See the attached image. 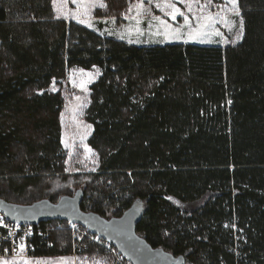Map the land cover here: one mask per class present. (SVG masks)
Here are the masks:
<instances>
[{"label":"trees","instance_id":"trees-1","mask_svg":"<svg viewBox=\"0 0 264 264\" xmlns=\"http://www.w3.org/2000/svg\"><path fill=\"white\" fill-rule=\"evenodd\" d=\"M106 1L116 17L133 0ZM52 2L0 0V198L82 189L81 209L105 218L141 200L136 232L152 247L185 264H264V0H237L243 37L226 47L127 44L55 18ZM95 67L85 120L96 166L69 176L60 86ZM33 229L32 258L72 255L69 223ZM82 247L76 257L114 264Z\"/></svg>","mask_w":264,"mask_h":264},{"label":"rangeland","instance_id":"rangeland-1","mask_svg":"<svg viewBox=\"0 0 264 264\" xmlns=\"http://www.w3.org/2000/svg\"><path fill=\"white\" fill-rule=\"evenodd\" d=\"M96 6L92 8L91 15L82 17L86 21V23H80L77 19L73 18L71 15L67 19L61 16L57 18L58 14L53 8V12L55 18L57 19H65L66 21L73 20L76 21L89 29L93 30L95 33L112 39H116L122 42H130L133 43L131 45L136 46H152V45H165V43H182V44H194L200 46H236L242 39H236L237 35L240 32V21L242 18V13L239 11V15H236L235 12L228 11L226 13V18L232 22L231 30L229 28L224 27L222 24H217L216 27L220 29L222 33H224V39L221 37L211 35L203 37L204 42H200L201 37H197L196 39H189L186 35L188 29L181 28V36L179 39L175 38L173 35H168L167 37L163 35V30H160L161 34H157V29L152 27L155 30L153 33L148 34V24L151 20L152 16H160L163 19H167L169 23L173 24V27H180L183 25V18L177 14L176 21H172L170 17L165 16L166 11H170V9H165L161 11L156 8V4L160 3L163 5L167 2V0H152V3L149 4L148 0H143L144 7L149 9L150 11L147 13H143L140 17H136V10L133 7L132 11L129 12V8L132 5L140 2V0H133L131 2H126V7L124 8L121 14H118L116 17L107 16L109 12V7L106 0H94ZM173 3H176V6L185 14L189 15L190 18H193L195 15L199 14V5L206 3V0H199V3L196 0H183V2H179V0H172ZM225 0H213V5L210 6L207 11L215 14L220 11L216 5L224 4ZM100 3L106 5V7H100ZM191 3L193 12H187V5ZM53 6V2H52ZM238 6V2H237ZM231 8V5H228ZM68 8L71 12H75L77 10V5L73 4L69 0ZM155 13V14H153ZM157 14V15H156ZM97 15H103L104 17H97ZM223 15V13H222ZM140 20V23H136V19ZM194 23V22H193ZM90 25V26H89ZM139 28V31H137ZM123 37V38H121ZM188 42L185 43L184 41ZM160 42L159 44H152L153 42ZM83 70V71H81ZM91 74L89 77L87 74ZM101 75V70L97 67L92 68L90 70H84L81 68H73L67 71L66 78L64 82L61 84L62 90L64 91L65 98V107L61 114V140L62 145L66 151L67 159L65 163V170L69 176H74L77 174V171L88 172L89 170L94 169L96 166V153L91 149V152L86 151L85 146L89 148L87 140L92 133V127L89 129L87 126L89 125L85 120V112L89 106L90 98H89V88L90 86L99 78ZM85 81V88L82 89L79 87L81 81ZM59 87H57L58 89ZM79 97V100H77ZM83 137V139H81ZM68 144L69 147H65V144ZM73 180H79L77 177L71 178ZM77 181V182H79ZM1 260V259H0ZM13 261V264H37V262H41V264H90L89 260L86 258H78L72 255L69 256H56V257H44V258H32L30 257L28 260H9ZM98 263L107 264L105 260H97ZM110 264V263H108Z\"/></svg>","mask_w":264,"mask_h":264},{"label":"water","instance_id":"water-1","mask_svg":"<svg viewBox=\"0 0 264 264\" xmlns=\"http://www.w3.org/2000/svg\"><path fill=\"white\" fill-rule=\"evenodd\" d=\"M84 193L63 195L56 202L41 199L21 205L0 198V211L13 223L36 226L51 221H65L81 226L111 243L130 264H185L182 255L174 256L163 248L152 247L136 232L144 210L141 200H135L121 216L105 218L81 209Z\"/></svg>","mask_w":264,"mask_h":264},{"label":"snow or ice","instance_id":"snow-or-ice-1","mask_svg":"<svg viewBox=\"0 0 264 264\" xmlns=\"http://www.w3.org/2000/svg\"><path fill=\"white\" fill-rule=\"evenodd\" d=\"M70 2L77 5V10L75 12H71L69 10L68 8L69 0H53V8L58 14L57 18L63 16V18L67 19L69 15H71L73 18L77 19L78 22L86 23V21L82 19V17L91 15L92 8L96 6L94 0H70ZM179 2H183V0H179ZM196 2L199 3V0H196ZM148 3L151 4L152 0H148ZM229 4L231 5V8L228 7ZM212 5H213V0H206V3L199 5V14L195 15L193 18H190L189 15L181 11L176 6V3L172 2V0H167V2L164 3L163 5L157 3L155 6L161 11H164L165 9H170V11L165 12V16L170 17L172 21H176L177 14H179L183 18V25L180 27H173V24L169 23L167 19H163L160 16H152L148 26L149 28L155 27L157 29V34H161L160 30L162 29L163 35H165L166 37L168 35H173L177 39H179L181 36L182 27L188 29L186 35L188 36L189 39H196L197 37H201L200 42H204L203 37L211 36V35H215L224 39L225 38L224 33H222L220 29L216 27V25L219 23L222 24L224 27L229 28V30H231L232 22H230L226 18V13L228 11H231V12H235L236 15H239L237 0H225L224 4L216 5V7L220 9V11L216 12L215 14H213L210 11H207V9ZM99 6L106 7V5L103 3H100ZM133 7L136 10V17H140L143 13H147L150 11L149 9H146L144 7L143 0H140V2L136 3L135 5H132L129 8V12L132 11ZM187 12L188 13L193 12L191 3L187 5ZM136 17H133V19H136ZM136 23L139 24L140 20L136 19ZM137 31H139V28H137ZM242 35H243V20L241 19L240 32L237 35L236 39H240ZM184 42L187 43L188 41L185 40ZM87 75L91 77L90 73ZM51 87H52V91L57 90L55 80H53ZM79 87H81L86 91L85 81L82 80L79 84ZM77 100H79V97H77ZM228 103L230 104L231 101L229 100ZM87 127L90 129L91 125H88ZM81 139H83V137H81ZM65 147H69V145L66 143ZM85 148L86 151L91 152L90 148H87V146H85ZM169 199L171 198L169 197ZM225 227H229V225H225ZM231 227H235V225H231ZM24 249H25V245L21 242L19 245V252L23 253ZM13 251H15V249H13ZM0 264H13V261L0 260ZM37 264H41V262L38 261Z\"/></svg>","mask_w":264,"mask_h":264},{"label":"built area","instance_id":"built-area-1","mask_svg":"<svg viewBox=\"0 0 264 264\" xmlns=\"http://www.w3.org/2000/svg\"><path fill=\"white\" fill-rule=\"evenodd\" d=\"M33 228L34 226L10 222L4 213L0 211V259L28 260L33 250L32 244L35 232ZM70 229L73 241V256L76 257L77 254H80L83 244L88 242L109 253L113 257L114 264H130L111 243L81 226L70 224ZM21 242L25 245L23 253L19 252Z\"/></svg>","mask_w":264,"mask_h":264},{"label":"crops","instance_id":"crops-1","mask_svg":"<svg viewBox=\"0 0 264 264\" xmlns=\"http://www.w3.org/2000/svg\"><path fill=\"white\" fill-rule=\"evenodd\" d=\"M153 14H155V13H153ZM157 15V14H156ZM155 30H153V28H148V34L149 35H151V34H155V33H153ZM126 43V42H125ZM160 42L158 41V42H153L152 44H159ZM177 42H175V43H171V44H176ZM127 44H133V43H130V42H127ZM165 44H170V43H165ZM178 44H180V43H178ZM182 44V43H181Z\"/></svg>","mask_w":264,"mask_h":264}]
</instances>
